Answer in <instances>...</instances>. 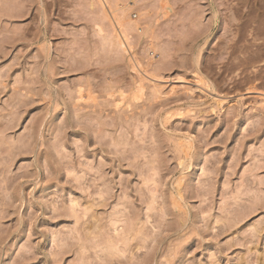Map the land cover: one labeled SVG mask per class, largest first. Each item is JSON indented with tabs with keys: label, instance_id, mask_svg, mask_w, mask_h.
<instances>
[{
	"label": "rangeland",
	"instance_id": "374dc122",
	"mask_svg": "<svg viewBox=\"0 0 264 264\" xmlns=\"http://www.w3.org/2000/svg\"><path fill=\"white\" fill-rule=\"evenodd\" d=\"M107 1L0 0V264H264V0Z\"/></svg>",
	"mask_w": 264,
	"mask_h": 264
},
{
	"label": "bare ground",
	"instance_id": "6f19581e",
	"mask_svg": "<svg viewBox=\"0 0 264 264\" xmlns=\"http://www.w3.org/2000/svg\"><path fill=\"white\" fill-rule=\"evenodd\" d=\"M99 2H100V4H101V6L102 7H104L105 6V8L107 7V4H108V1L107 0H98ZM239 5V4H238ZM237 6V5H236ZM257 6H258V4H257ZM260 6V5H259ZM252 7V6H251ZM264 7V6H263ZM238 8V10H237V12L238 11H240V9H239V7H237ZM236 8V9H237ZM249 8V7H248ZM253 8V7H252ZM251 8V10H253ZM259 8V7H258ZM236 9L234 8V12L236 11ZM250 9V8H249ZM260 9H261V7H260ZM257 10V9H256ZM242 11V10H241ZM240 11V12H241ZM255 11V10H254ZM253 12V11H252ZM251 11H250V13H252ZM256 12V11H255ZM255 12H253V13H255ZM235 14L237 15V13H234V18H232V20L234 19V26L235 27H244L243 25L245 24V23H247L246 25H245V29H246V27H248V23L250 24V22H245L244 23V21L242 22V23H244L243 25L241 24H239V21H241L242 19H245L244 17H242V15L240 16V15H237V16H235ZM262 16H264V14H262ZM232 17V16H231ZM248 17V16H247ZM261 17V15L259 16V18ZM253 17H251V19H252ZM262 19H263V17H262ZM250 20V19H249ZM251 21V20H250ZM263 21V20H262ZM253 23H255V22H253ZM117 24H119V23H117ZM259 25V24H258ZM260 26V25H259ZM264 26V25H263ZM122 27V25L121 24H119V26H116V30H117V32L119 33V31L121 30L120 28ZM251 27V25H249V28ZM258 28V27H257ZM261 28V27H260ZM261 29H263V28H261ZM243 30H244V28H243ZM242 29H241V32L243 31ZM264 30V29H263ZM234 31H235V29H234ZM262 31V30H261ZM120 32H122V30L120 31ZM241 32H240V34H241ZM244 32H245V30H244ZM263 33H262V35L264 34V31H262ZM235 33V32H234ZM257 34H259V33H257ZM244 36H245V33L243 34ZM261 35V34H260ZM241 36H242V34H241ZM253 36H255V35H253ZM234 37H236V36H234ZM241 38H243V36L241 37ZM240 38V39H241ZM260 38V36L258 37V39ZM239 39V38H238ZM245 40V39H244ZM249 40V39H248ZM118 41V43H119V40H117ZM241 41H242V39H241ZM237 43L238 42H236L235 43V45H234V52H235V49H236V51L238 50L237 49V47H236V45H237ZM240 43V42H239ZM121 46H123V42L122 41H120V43H119ZM236 47V48H235ZM260 47H262L261 45H260ZM238 48H241V47H238ZM251 50H252V48H251ZM238 52V51H237ZM259 53V52H258ZM235 54H236V52H235ZM241 57V56H240ZM254 57V56H253ZM236 59V58H235ZM239 59V58H238ZM263 73V72H262ZM81 90H79V92H80ZM80 94H82V93H80ZM81 98V97H80ZM87 98V97H86ZM83 99V98H82ZM89 99V98H88Z\"/></svg>",
	"mask_w": 264,
	"mask_h": 264
},
{
	"label": "built area",
	"instance_id": "2783aa9c",
	"mask_svg": "<svg viewBox=\"0 0 264 264\" xmlns=\"http://www.w3.org/2000/svg\"><path fill=\"white\" fill-rule=\"evenodd\" d=\"M133 15H136L135 13H133Z\"/></svg>",
	"mask_w": 264,
	"mask_h": 264
}]
</instances>
